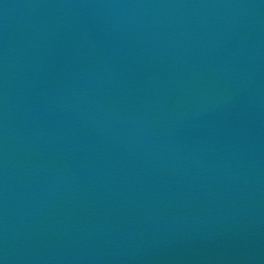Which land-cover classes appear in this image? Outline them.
<instances>
[{"label":"water","instance_id":"water-1","mask_svg":"<svg viewBox=\"0 0 264 264\" xmlns=\"http://www.w3.org/2000/svg\"><path fill=\"white\" fill-rule=\"evenodd\" d=\"M0 264H264V0H0Z\"/></svg>","mask_w":264,"mask_h":264}]
</instances>
